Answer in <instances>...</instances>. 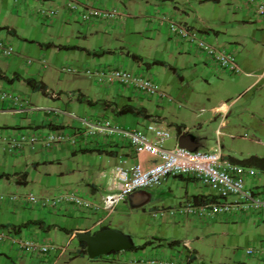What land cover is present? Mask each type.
Listing matches in <instances>:
<instances>
[{"label": "crops", "instance_id": "crops-1", "mask_svg": "<svg viewBox=\"0 0 264 264\" xmlns=\"http://www.w3.org/2000/svg\"><path fill=\"white\" fill-rule=\"evenodd\" d=\"M75 1L102 9L116 8L122 14L113 21L78 25L76 14L68 8L67 0H0V40L7 41L13 46L16 44L15 54L11 57H5L0 49V93L6 91L16 93L26 99L29 105V110L25 113H12L9 111V103L0 100V115L23 116L18 117L16 124L0 123V130L5 134L18 137L22 132H26L25 130L31 131L32 128L40 132L54 128L75 130L80 128L81 123L77 119L48 113V110L60 109L77 118L103 117L130 129H144L146 125L155 122L160 127L174 130L177 144L183 136H187L188 142L198 150L206 149L203 139L193 132L194 127L190 128L181 120L183 114H177L171 109L170 106H175L174 102H171L174 105H166L169 102L144 96L133 88L120 84L110 86L101 83L95 75L88 74L89 71L94 70L87 68L86 65L89 64L87 62L97 60L99 69L126 67L134 69L131 71L135 73H145L140 69L142 64L148 67L158 64L168 67L182 82L185 76L181 73L184 71L185 74L190 68L188 63L192 60L195 68L192 71L195 75L198 70L207 72L210 77L236 76L239 79L234 86L244 84L245 92L256 90L264 81V64L261 67V53H264V15L258 13V7L264 0H145L146 4L143 0ZM44 9L57 10V16L48 18L42 15ZM150 15H154L155 23ZM163 16L196 27L203 32L204 38L209 43L234 51L241 72L234 74L224 71L210 63L200 51L170 36L167 25L161 23ZM147 33L150 35L148 42L151 47L147 57L152 62L142 58L136 43ZM165 35L167 41L156 50V42L161 43ZM155 50L157 54L153 58ZM134 56L139 60L134 59ZM117 57L118 61L112 64ZM127 58L135 61L136 67ZM68 63L75 68L67 65ZM199 63L203 65L199 67ZM79 65H82V69ZM65 74L74 77L67 78ZM28 80H34L38 86L33 88L28 84ZM164 90L171 97L167 89ZM40 94L52 98L56 103H45L40 99ZM235 100L222 102L211 108L210 121L220 120L217 130L220 129L222 134L217 135L219 140L226 136L224 130L229 128L228 114L235 107ZM43 106L52 109L42 110L43 112L37 109ZM178 106L182 110L186 107V102H179ZM123 109H133L135 113L123 114L121 112ZM244 111L237 115V119L253 118L254 127L260 130L261 136L264 137V105L256 111L250 107L244 108ZM227 136L231 139L252 141L261 146L259 149L261 153L249 154L244 159L229 157L232 162L246 166L242 162L250 157H264V142L261 140L249 137L248 134ZM218 147L223 148L220 142L216 148L208 149L213 151ZM105 157H110L112 160L109 161ZM94 158H101L104 165L99 173L98 182L91 180L92 172L88 167V161ZM80 159H88V161L80 166ZM123 159L127 161L128 166L139 162L147 167L154 162L146 156L136 157L127 142L117 139L106 140L98 136L85 139L80 137L76 146L68 144L51 150L38 145L34 149L11 152L5 143H0V175H7L0 179V191L5 196H9L22 193L29 187L39 186L40 191L47 190L53 181L71 185L77 182L82 185L80 189L72 186L66 190H79L85 197H90L88 192L93 193L92 199L95 200L108 194L111 186L110 177L108 175L103 177L102 174H109L116 165L124 161ZM180 179L186 181V197H189L187 201L204 203L213 197L211 189L202 183L193 179ZM190 186L195 189L191 195H189ZM247 187L264 188V176L257 174L248 178ZM153 188L134 193L124 203H128L134 209H144L152 202L150 189ZM172 201L173 199L168 203ZM0 212L2 216L13 220L0 223V228L15 231L11 236H25L38 243L39 240L43 241L54 233L56 235L64 233L67 236L65 244L62 242L59 245L65 246V252L45 260L42 259L43 256H29L27 253H22L10 238L0 243V264H59L68 253L70 241L77 239L78 233L95 234L104 228L111 229L110 222L105 219L106 213H87L73 205L55 210L0 201ZM101 219H105L103 225L98 224ZM182 219L196 227L200 225L205 227L206 223L213 221L217 226L228 228L230 231L239 228L259 245L253 247L254 249H259L264 244V214L243 217L225 215L214 220H198L188 215ZM173 242L177 244L170 246ZM52 243L57 244L53 241ZM193 243L187 239L171 242L156 241L152 245H155L158 251L151 257L136 253L132 255V252L127 255L115 252L110 255H118L112 258L109 257L110 255H105L91 259L87 247L79 242V246L74 251L75 256L69 261L70 264H100V261L103 264H151L153 260L158 262L177 260L184 264V257L191 253L193 259L187 263L191 264L200 258V253ZM132 250L137 248L129 251ZM231 256L232 264H235L238 255L234 253ZM245 256L249 258L246 254ZM89 259L91 261H88ZM251 260L250 264H263V260L258 255L253 256ZM65 261L67 262V259Z\"/></svg>", "mask_w": 264, "mask_h": 264}, {"label": "built area", "instance_id": "built-area-1", "mask_svg": "<svg viewBox=\"0 0 264 264\" xmlns=\"http://www.w3.org/2000/svg\"><path fill=\"white\" fill-rule=\"evenodd\" d=\"M68 8L76 14L83 24L96 21H113L122 12L116 8L102 9L90 4H80L75 0H67ZM42 15L55 18L57 10H42ZM259 15H264V1L258 7ZM162 24H166L170 36L180 39L186 45L200 51L210 63L218 66L226 72L239 74L241 72L234 51L218 47L209 43L203 36V32L191 25L181 23L175 19L163 16ZM0 49L5 57L15 54L13 45L0 40ZM31 62V61H30ZM69 72L71 69L68 70ZM89 75L96 76L101 83L113 86L120 84L124 87L135 89L144 96L158 98L171 103L170 96L154 78L144 73H135L126 69L103 68L89 71ZM0 100L9 103L12 113H25L29 110L28 101L13 92L0 93ZM54 115H65L79 120L80 128L74 133H67L64 129H49L40 132L38 129L25 130L18 137L5 134L0 130V143H5L11 152L34 149L41 145L46 150H51L63 145L76 146L79 138L101 137L106 140H122L127 142L136 157L146 156L154 162L150 166H144L137 162L132 166L127 161L116 165L111 179L108 194L94 201L85 197L79 190L70 189L60 191L54 195L10 194L5 196L0 191V201H10L30 205L42 209H59L60 207L73 205L87 213H106L105 219L114 211L117 205L125 202L131 195L142 190L161 186L170 178L193 179L209 187L213 197L208 202L195 203L187 201L180 203L179 208L163 206L155 210L151 217L154 219H174L178 215L191 216L198 220H214L225 215L249 216L251 214H264V188H248L246 180L257 176L256 169L232 162L222 153L221 147L213 151L190 150L176 145L167 148L166 142L172 138L170 130L160 127L152 122L144 129H130L114 123L103 117L96 119L77 118L60 109L48 110ZM28 131V132H27ZM217 130V135H221ZM247 136V134H245ZM82 139V138H81ZM105 219L98 221L103 225ZM13 229L0 228V243L12 239L13 243L22 253L30 255L46 256L49 253L62 254L65 246L55 244H41L32 239L21 238L14 235ZM187 245V244H186ZM248 256H259L264 264V244L259 249H249ZM181 259V257H180ZM193 255L188 253L184 257V264L192 261ZM151 264H181L177 260L158 262L153 260ZM183 264V263H182Z\"/></svg>", "mask_w": 264, "mask_h": 264}, {"label": "rangeland", "instance_id": "rangeland-1", "mask_svg": "<svg viewBox=\"0 0 264 264\" xmlns=\"http://www.w3.org/2000/svg\"><path fill=\"white\" fill-rule=\"evenodd\" d=\"M143 3L146 4L145 0H143ZM150 16L153 17L152 21L155 23L156 19H154V15ZM76 23L80 25L83 22L81 20H76ZM145 35L146 36H142L139 41L138 39L136 40L138 41L136 42L137 48H139L138 50L139 52H141L139 54L144 60L152 62L147 57V52L151 49L148 42V36L150 35L149 33ZM166 39L167 37L165 35L161 43L156 42L157 45L159 44L158 46L156 45V50L157 47L163 46L164 42L167 41ZM16 41L18 42L19 40L17 39ZM14 46L13 47L16 48V44H14ZM156 50L153 53V58L156 57ZM164 54L167 55V53L165 52ZM127 60L130 61V63L135 65L136 67L135 61H131V59L129 58H127ZM114 61H118V57L114 58L112 64H115ZM87 63H89L88 65H86L88 69L94 71L96 69H99V63L97 60H93L92 62ZM188 64L190 65V68L186 70L185 74L183 73L184 71H182L181 73L185 76V79L182 82L177 74L170 71L168 67H163L162 65L155 64L148 67L145 64H142L140 69L145 72L144 74L151 76L159 85L167 89V91L171 95V101L175 103V106H170L171 109H173L177 114H183V116H181V120L186 122L190 128L194 127L193 132L203 139L204 147L206 149H201V151L207 152L209 151L208 148H216L218 146V142H220L223 146L222 153L227 158L235 157L237 159H244L245 156L249 154L256 155L257 153H261V150H259L261 149V146L255 144V142L243 140L240 138L231 139L227 135L233 134L234 136H240L248 134L249 137H255L256 139H259L264 142V137H262L260 133L261 131L254 127L253 123L255 120H253V118H249L246 116L247 118H244L242 120L237 119L238 114L245 112L244 108L250 107L251 109L256 111V109H258L259 107L261 108V105H264V81L261 82V87L259 86V88H257L256 90L245 92L246 87L244 84H237L236 87L234 86L236 84V80L239 79L236 76L225 75L223 77H219L217 75H214L210 77L207 72H201L198 70L196 71L197 75H195L192 71L193 69H195L193 65L194 61L190 60ZM263 64L264 53L262 52L261 67L263 66ZM67 65L73 67L71 63H68ZM201 65L203 64H198L199 67ZM81 66L82 65H79V68H81ZM123 69L129 71L132 70L131 68L126 67ZM56 73V75H58V72ZM201 73L205 74L202 75ZM65 75H67V78L74 77L69 74ZM181 83H183L182 86ZM180 86L181 88H179ZM40 99L45 103H56L52 98L43 96L41 94ZM234 99H236L234 102V104L236 103L235 107L233 108L232 112L228 114L229 128L227 127L224 130L226 136L221 137L219 140L216 131L219 128L220 120L210 121L211 108L219 105L222 102H231ZM179 102H186V107L182 108L181 110L178 106ZM166 105L174 104L167 103ZM50 108L52 109V107L43 106L37 109L43 112L42 110ZM202 110L204 111L202 112ZM18 117L23 116L14 114L0 115V123L6 122L8 124H16L18 121ZM169 130L172 135V138L166 142V147L173 148L177 145V137L174 130ZM64 131L71 134L75 132V129H64ZM105 159L109 161L112 160V158L110 157H105ZM86 161H88V159H80L79 165L83 166ZM103 166L104 165L101 158H94L88 161V167L92 172V174L90 175L92 176V181H99V173L102 171ZM107 169H109V167ZM256 172L258 173V176H264V173L262 171L260 172L258 169H256ZM109 175H112L111 171L109 172ZM185 183L186 181H183L180 178H170L165 181L161 186H157L153 189H150V193L152 195V202L151 204L147 205L144 209H134L130 207L128 203L124 202L116 206V208L111 213L108 219L111 225V229H115L121 232L125 237L129 239L131 245L134 248H137V250L123 251L121 252V255H127L132 252V255L133 253H136L139 255L143 254L145 257H151L154 256L158 251V248L154 247L155 245H152L155 244L156 241L171 242L173 240L186 241L187 239L189 241L194 242L193 246L197 247V250L200 253L199 260L194 261L191 264H218L221 262L232 264L230 257L232 258L231 255L234 253H237L238 255V259L237 261H235V264H250V262H252L251 259L253 256H249L248 258L245 256V254L249 249H254L253 247L259 245L257 243H254L250 236H248L246 232L241 231L239 228L235 229L234 231H230L228 228H221L220 226H217L213 221L206 223L205 227L201 225L196 227L192 225V223L187 222L185 219H182L185 218L184 215H178L174 219H154L151 217L152 212L160 207L167 206L174 207L177 209L180 207V203L183 204L187 202V200H189L187 198L189 197H186L187 195ZM50 185L51 186L47 190L43 191L39 190V186L35 188L29 187L21 194L33 193L34 195L39 196L47 194L54 195L59 191H64L72 186L74 188L77 187L79 189L82 186L77 182L71 185L61 183L59 181H53ZM194 191L195 189L190 186L189 195H191ZM88 194L90 195V197L87 198L94 200L92 199L93 193L88 192ZM98 199H95L94 201H97ZM172 199L173 201L171 203H168V201ZM30 207L36 208L33 206ZM12 221V219L6 216H2V212H0V223H7ZM191 221L194 222V220ZM185 223L188 225L185 226ZM214 224L216 226H214ZM66 237L67 236L64 233L58 235L54 233L45 238L43 241H39L42 244L48 245H50L53 241L57 243L56 245H60V243L62 242H64L65 244ZM21 238H25V236H22ZM78 246V239L71 240L70 246L68 248V253L65 256L67 262L63 258V261H61L59 264H70L69 259L75 256L74 251ZM28 255L30 256V254ZM116 255L118 254H113L109 257L112 258ZM55 256V253H49L46 256H43L42 259L45 260ZM88 261L91 260L89 259ZM100 264L103 263L100 261Z\"/></svg>", "mask_w": 264, "mask_h": 264}, {"label": "water", "instance_id": "water-1", "mask_svg": "<svg viewBox=\"0 0 264 264\" xmlns=\"http://www.w3.org/2000/svg\"><path fill=\"white\" fill-rule=\"evenodd\" d=\"M179 146L190 150H197L196 146L188 142L187 136H183L180 139ZM76 237L79 242L86 245L87 253L91 259L115 252L129 251L134 248L129 239L115 229H105L95 234L78 233Z\"/></svg>", "mask_w": 264, "mask_h": 264}, {"label": "trees", "instance_id": "trees-1", "mask_svg": "<svg viewBox=\"0 0 264 264\" xmlns=\"http://www.w3.org/2000/svg\"><path fill=\"white\" fill-rule=\"evenodd\" d=\"M134 59L139 60L137 56H134ZM147 65H150L149 63H147ZM28 84H30L33 88H36L38 85H36L34 80H28L27 81ZM42 86V85H41ZM43 87V86H42ZM41 88V87H39ZM123 114H128V113H135V111L133 109H123L121 111ZM54 129H59V128H54ZM243 164H245L246 166H250V167H256L257 169H259L260 171L264 172V157H256V156H252L249 159L245 160L242 162ZM4 177H7V175H0V179H3ZM38 225H41V223H37ZM107 228L101 229V230H105ZM100 230V231H101ZM177 244V242H173L170 244V246H173ZM82 245L84 247H86L85 244L82 243Z\"/></svg>", "mask_w": 264, "mask_h": 264}, {"label": "bare ground", "instance_id": "bare-ground-1", "mask_svg": "<svg viewBox=\"0 0 264 264\" xmlns=\"http://www.w3.org/2000/svg\"><path fill=\"white\" fill-rule=\"evenodd\" d=\"M166 129H167V128H166ZM168 130H169V129H168ZM177 145L179 146V144H177ZM110 214H111V213H110ZM108 217H109V216H108ZM108 217L106 218L107 220L109 219ZM98 232H99V231H98Z\"/></svg>", "mask_w": 264, "mask_h": 264}]
</instances>
